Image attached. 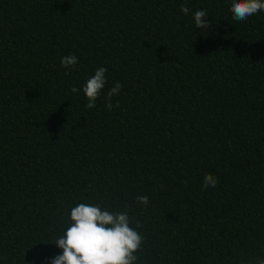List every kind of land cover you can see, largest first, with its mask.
I'll return each instance as SVG.
<instances>
[{
    "label": "trees",
    "instance_id": "trees-1",
    "mask_svg": "<svg viewBox=\"0 0 264 264\" xmlns=\"http://www.w3.org/2000/svg\"><path fill=\"white\" fill-rule=\"evenodd\" d=\"M231 2L0 0V264H48L78 203L139 222L135 264L264 259V11Z\"/></svg>",
    "mask_w": 264,
    "mask_h": 264
},
{
    "label": "clouds",
    "instance_id": "clouds-1",
    "mask_svg": "<svg viewBox=\"0 0 264 264\" xmlns=\"http://www.w3.org/2000/svg\"><path fill=\"white\" fill-rule=\"evenodd\" d=\"M181 12L187 15L189 9L181 5ZM229 11L236 21H245L250 16L264 11V0H232ZM206 10H197L193 14L194 24L198 29H208L209 21ZM61 66L70 68L77 63L75 55L61 58ZM105 67H99L90 76L84 86L83 93L87 98L86 108H93L95 102L104 89L107 78ZM122 85L116 82L107 92L105 107L113 108L111 97L117 95ZM73 93L79 89L72 87ZM118 106V102L116 104ZM218 179L212 174H206L202 187H215ZM137 201L143 205L149 203L147 196H138ZM70 225L63 235L54 243L61 253L52 258H46L48 264H135L138 257L135 253L140 249L144 237L138 231L139 222L131 226L132 221L128 213L108 211L99 204L78 203L70 210ZM255 264H264V259L258 258Z\"/></svg>",
    "mask_w": 264,
    "mask_h": 264
}]
</instances>
